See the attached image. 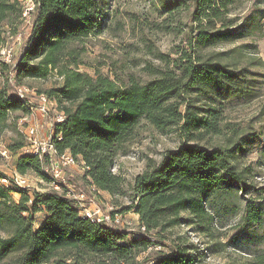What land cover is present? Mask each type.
Listing matches in <instances>:
<instances>
[{
    "label": "trees",
    "instance_id": "16d2710c",
    "mask_svg": "<svg viewBox=\"0 0 264 264\" xmlns=\"http://www.w3.org/2000/svg\"><path fill=\"white\" fill-rule=\"evenodd\" d=\"M33 1L35 15L23 51L10 66L0 62V129L12 113L32 111L10 82L22 87L25 81L58 77L60 86L41 93L63 115L53 124L52 144L59 154L68 152L84 164L89 188L111 197L126 196L121 176L113 173L116 156L141 122L158 132L175 129L181 144L165 151L160 163L146 164L132 181L130 204L117 212L138 216L145 235L94 223L81 217L64 194L30 193L10 186L0 174V264H140L141 254H148V264H201L206 251L198 243L178 238L166 246L162 235L178 226L211 235L232 191L264 194L248 184V170L239 167L253 139L225 123L228 104L256 98L260 82L249 67L264 63L254 45L242 43L262 36L264 11L237 19L231 13L235 0H190L188 49L177 50L175 58L152 69L153 78L144 84L130 78L119 86L107 77L78 72L73 56L66 54L71 44L104 32L103 2ZM177 6L173 2L172 9ZM22 15L18 0H0V30ZM220 46L232 48L213 52ZM23 147L13 145L11 152ZM16 161L19 175L32 172L49 183L41 170L47 160L41 163L28 154ZM14 192L19 199L13 200ZM244 213L249 225L261 216L259 207L248 202ZM155 245L167 251L150 249ZM256 257L255 264H264V252Z\"/></svg>",
    "mask_w": 264,
    "mask_h": 264
},
{
    "label": "rangeland",
    "instance_id": "374dc122",
    "mask_svg": "<svg viewBox=\"0 0 264 264\" xmlns=\"http://www.w3.org/2000/svg\"><path fill=\"white\" fill-rule=\"evenodd\" d=\"M99 1L103 2L107 13L104 32L71 44L66 53L73 56L76 63L74 69L78 72L93 77H107L119 86L127 85L130 78L144 84L153 78L150 75L152 69L163 67L165 61L176 57L177 50L186 48L193 30L190 0ZM173 2H177L176 10L172 9ZM18 3L23 12L22 17L12 24V27L2 26L0 30V49L10 51L11 63L8 66L16 62L23 51L35 15L33 0H18ZM232 8V16L243 19L251 11H264V0H235ZM261 35L260 38L247 39L242 44L254 45L258 50L256 57L264 63V25ZM231 48L232 46H220L213 52ZM249 69L257 75L253 78L260 82L256 98L250 99L248 104L235 101L228 104L225 108V123L235 126L253 139L240 159L239 167L248 170L247 180L250 186L264 189V66H250ZM60 84L61 80L56 76L40 82L25 81L22 86L26 90L24 98L33 106L32 111L25 116L19 112L12 113L5 127L0 129V174L5 176L10 186H13L11 183L15 175H19L15 169L17 158L27 154L23 148L34 150L32 141L26 137L27 128L35 129V140L42 144L52 133L51 125L60 114L56 106L49 108L44 114L40 113L38 96ZM11 85L14 91L16 87L12 82ZM18 143H22L24 147L17 152H11L13 145ZM180 144V137L175 129L158 132L146 122H141L130 144L116 156L113 173L121 176L126 196L111 197L107 193L99 192L94 194L95 202L102 209L108 210L111 207L117 212L120 208L128 206L134 177L143 173L146 164L160 163L165 151L175 150ZM72 168L75 172L71 171V168L62 170L63 192H70L72 195L83 193L92 197L93 192L84 181L81 169L78 166ZM20 176L26 177L30 193L49 190V184L41 181L32 172ZM11 196L13 200L19 199L15 192ZM247 202L259 207L261 213L259 221L252 225H249L245 218L244 208ZM35 217L41 220V215ZM123 217L126 223L124 229L135 232L137 221L131 216ZM212 229L211 235L202 236L185 226H178L163 233L162 245L170 246L178 238L187 240L188 244L198 243L200 250L206 251L201 264L257 263L256 256L264 252V194L259 197L252 189L247 193L232 191L226 198L222 211L216 215ZM152 237L156 238V235L152 234ZM155 246L167 251L165 246ZM148 257V254H141L138 261L140 264H148L145 262Z\"/></svg>",
    "mask_w": 264,
    "mask_h": 264
},
{
    "label": "built area",
    "instance_id": "2783aa9c",
    "mask_svg": "<svg viewBox=\"0 0 264 264\" xmlns=\"http://www.w3.org/2000/svg\"><path fill=\"white\" fill-rule=\"evenodd\" d=\"M1 41V36H0ZM1 48V47H0ZM10 51H4L0 49V62L4 63L6 65H9L10 62ZM15 63V62H14ZM13 63V64H14ZM26 90L23 89V87H16L14 90V94L20 99L21 101H25L24 98ZM38 101H40V108L39 112L44 114L48 111L49 108H53L55 103L52 100H49L44 94H41L38 96ZM28 105L32 106L29 104ZM33 109V106H32ZM63 120V115L59 114V116L56 118V122H61ZM53 123V124H54ZM53 124L51 125V130L53 127ZM26 137L29 138L32 142L33 151L26 150V147L23 148L24 153L32 154L37 157V159L43 163L44 160H47V163L42 165V172L46 174L49 178V190L64 194L65 197L71 202V204L77 209L79 215L83 218L90 219L92 222L108 226L110 228L116 229V230H125V221H124V215L117 213L116 210H113L111 207L108 210L102 209L97 202L94 200V194H99L98 191H96L95 188L91 187V191L93 192V196H86L83 193L78 195H72L70 192H67L66 194L63 192L62 189V170L65 168H72L73 166H78L81 169V172H84L86 169L84 167V164L80 161H77L68 152H64L62 154H59L56 151L55 146L52 144V133L46 138V140L39 144L36 142V131L33 127L27 128ZM37 139V138H36ZM59 140V138H58ZM39 146V147H37ZM16 177L13 179V184L23 190L28 191V181L26 177L15 175ZM3 183H7L5 179H2ZM129 231V230H125ZM136 233L145 235L146 231L142 226H140L137 222L136 226ZM150 249H154L156 251H159L160 248L157 246H153Z\"/></svg>",
    "mask_w": 264,
    "mask_h": 264
},
{
    "label": "crops",
    "instance_id": "0c3cea01",
    "mask_svg": "<svg viewBox=\"0 0 264 264\" xmlns=\"http://www.w3.org/2000/svg\"><path fill=\"white\" fill-rule=\"evenodd\" d=\"M71 171H73V172H75V169H73V168H71L70 169ZM80 171H78V173H79ZM100 194H106V192H103V193H100ZM125 217L127 216V217H129V216H131V217H133L134 218V220H136L137 222H138V216H136L135 214H130V213H128V214H125L124 215ZM136 222V223H137Z\"/></svg>",
    "mask_w": 264,
    "mask_h": 264
}]
</instances>
